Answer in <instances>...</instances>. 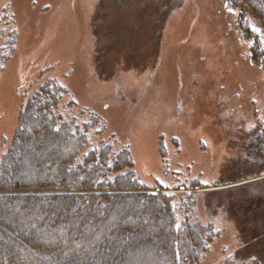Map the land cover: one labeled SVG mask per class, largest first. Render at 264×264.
I'll return each instance as SVG.
<instances>
[{
    "label": "rangeland",
    "instance_id": "1",
    "mask_svg": "<svg viewBox=\"0 0 264 264\" xmlns=\"http://www.w3.org/2000/svg\"><path fill=\"white\" fill-rule=\"evenodd\" d=\"M238 22L223 0H0V158L53 83V116L94 124L84 153L129 150L145 192L212 224L195 264H264V70Z\"/></svg>",
    "mask_w": 264,
    "mask_h": 264
},
{
    "label": "trees",
    "instance_id": "2",
    "mask_svg": "<svg viewBox=\"0 0 264 264\" xmlns=\"http://www.w3.org/2000/svg\"><path fill=\"white\" fill-rule=\"evenodd\" d=\"M223 1L237 11L251 60L264 70V0ZM13 44L14 34L0 47L2 65ZM61 93L48 82L22 97L0 158V264L197 263L215 238L212 224L188 210L181 218V197L145 192L129 150L84 153L94 124L54 117Z\"/></svg>",
    "mask_w": 264,
    "mask_h": 264
},
{
    "label": "water",
    "instance_id": "3",
    "mask_svg": "<svg viewBox=\"0 0 264 264\" xmlns=\"http://www.w3.org/2000/svg\"><path fill=\"white\" fill-rule=\"evenodd\" d=\"M153 194L157 193V192H152Z\"/></svg>",
    "mask_w": 264,
    "mask_h": 264
}]
</instances>
